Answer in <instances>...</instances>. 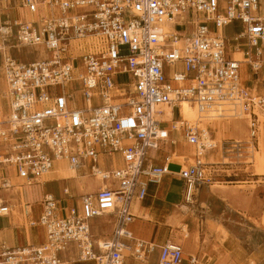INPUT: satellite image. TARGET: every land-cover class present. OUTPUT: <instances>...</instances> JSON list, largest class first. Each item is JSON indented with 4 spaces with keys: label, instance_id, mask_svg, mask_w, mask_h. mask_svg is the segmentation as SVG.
<instances>
[{
    "label": "built area",
    "instance_id": "1",
    "mask_svg": "<svg viewBox=\"0 0 264 264\" xmlns=\"http://www.w3.org/2000/svg\"><path fill=\"white\" fill-rule=\"evenodd\" d=\"M0 3L35 16L0 24L6 86L0 91V191L38 183L59 161L102 182L94 193L80 195L75 206L67 204L76 198L67 187L62 189L66 205L45 195L37 221L43 242L2 246L0 264H72L60 258L72 250L79 261L122 264L127 249L141 263L157 249L156 264H185L177 244H126L132 241L131 208L169 173L166 163L155 165L149 153L172 131L194 150L193 163L177 173L185 204L193 205L199 188L220 177L214 164L203 161L212 143L197 126L182 121V102L206 119L220 107H238L249 114L250 136L257 138L264 99L252 95L241 75L245 68L252 74L264 69L260 0ZM10 49L37 55L41 49L44 55L23 63ZM231 49L240 51L242 61ZM23 212L30 216L31 205L24 204ZM9 215L0 196V217ZM104 215L112 219V233L94 241L90 222ZM189 264L200 263L191 258Z\"/></svg>",
    "mask_w": 264,
    "mask_h": 264
},
{
    "label": "rangeland",
    "instance_id": "2",
    "mask_svg": "<svg viewBox=\"0 0 264 264\" xmlns=\"http://www.w3.org/2000/svg\"><path fill=\"white\" fill-rule=\"evenodd\" d=\"M260 12L263 13V10L261 9ZM238 31V29L233 30L234 33ZM231 52L236 51L231 49ZM237 52L240 53V51ZM36 55V53L31 52L28 60H33ZM245 72L242 71L241 76L244 85L250 89L252 95L264 99V69L257 74H252L249 69L245 68ZM120 80H124V78ZM0 89L2 90L1 80ZM194 110L196 112L194 114L198 116L197 127L206 131L208 139L213 145L214 143L217 144V156L209 157L205 162L214 164L219 170L220 177L211 185L204 186L199 190L193 205L188 206L181 203V207L175 208L181 214L179 218L177 212L171 213L170 219L167 220L169 224H163L161 221L156 225L163 228L167 239L171 237L183 247L187 244L193 229L195 255L206 256L210 260V264H264V125L262 126L264 111L257 112L260 123L257 138L252 139L250 136V116L248 113L241 112L238 107H235V109L229 106L220 107L208 113L207 119L201 118L196 109ZM220 115L229 117H217ZM222 123L224 129L220 133H216ZM234 123L239 125L238 131L233 130ZM228 129H232L233 132L238 134L234 136L226 133L222 134ZM212 132L216 134L212 135ZM171 140L179 143L177 145L182 144L183 152L181 157H177L174 153L169 155L166 160L169 158L172 161L179 162L186 160L187 162L182 165L193 163L192 148L186 145L178 134ZM221 147H225V150L223 149L225 154H221ZM226 151H230L231 156L227 157ZM237 151H240V153L238 154ZM88 175L90 176L89 173ZM71 182L72 180H65L64 182L49 184L48 188L50 191L57 190L58 192L60 187ZM181 188L182 183L180 182L172 184L170 201H179ZM74 191L76 192L74 193L76 198L69 200L67 203L73 206L79 200L76 189L72 190V192ZM28 193L30 198L35 196L34 189ZM207 197L213 198L210 200L211 203L207 204ZM24 199L25 196L19 199V203L16 204L17 208L14 210L11 207L12 218L15 211L19 212L20 218L17 220L13 218V221L10 222L13 223V226L10 228L19 226L20 232H22L20 229L22 225L25 226V231L33 230L28 228L24 218ZM106 219L101 218V221H106ZM0 225L2 226L4 223L1 222ZM99 225H102L101 222H99ZM110 232L111 225L107 223L102 226V231L98 234L93 233V240L100 241L102 238L108 237ZM9 237H11V244H14L13 230ZM0 238H2L1 234ZM6 238L8 237L6 236ZM29 243H32V241ZM201 246L203 248L208 247V250L203 249L202 254H197ZM192 250L191 248L189 252L185 253L187 261L193 255ZM130 254L129 249L123 252L125 259L130 258ZM203 262L199 260L200 264H203Z\"/></svg>",
    "mask_w": 264,
    "mask_h": 264
},
{
    "label": "crops",
    "instance_id": "3",
    "mask_svg": "<svg viewBox=\"0 0 264 264\" xmlns=\"http://www.w3.org/2000/svg\"><path fill=\"white\" fill-rule=\"evenodd\" d=\"M261 9L263 10V13H264V0H260V7L258 11L260 12ZM0 11H1L0 12V24L5 23V22L12 23L16 20H19V21L27 20L28 21V20L35 19V16L33 17V15H30L25 10L19 7H8L5 4L0 3ZM8 52H9V55L13 59L19 62H23V63L32 62L36 60L38 56L41 57L44 55V52L41 49H39L38 55H36V57L30 61L28 60V58L30 57L31 52L33 51H30L29 49H16V50L10 49L8 50ZM233 57H235L236 59H240L239 55L237 54H233ZM1 65H2V57H0V80H1V87H2V90L0 89V91H4L5 82L1 77ZM243 71L244 73H246L244 69ZM177 120L178 118L174 117V121H177ZM238 127L239 125L237 123H234L233 130L238 131L239 130ZM167 129L170 130V127H167ZM223 129H224V126L222 123L219 130H217L216 133H220ZM240 131L242 132V130ZM216 133L212 132L211 134L213 135ZM224 133L231 134L233 136L238 134L237 132H233L232 129H228L224 131L222 134ZM177 134L180 136L179 132H175V131L170 132L167 141H165L160 146L159 150L151 151L149 153V156L153 159V163L155 165L160 166L166 163L169 173L162 178L163 181L161 180L162 181L161 184L148 186L147 195L143 201L135 202L132 205L131 212L134 216V219H133V222L127 226V230L131 233L132 241H127L126 242L127 245L132 246L134 242L141 241L146 244L155 246L156 248L163 245L166 242L181 246L179 243H176L175 240L171 239V237L167 239L165 237L163 228H159L158 225H156V223L159 224L161 221L163 222V224H169L167 220L170 219L171 213L177 212L179 214L178 216L179 218L181 214L175 208L181 207V203L185 204L183 200V195H182L183 183L180 180V178L177 176V173L179 172L180 167H185L189 164L187 163L186 165H182L187 162L186 160H183L181 162L172 161L170 158L166 160V158L169 155L174 154V153L176 154L177 157H181V153L183 152V147H182L183 145L182 144L177 145L179 143H175L173 140H171L175 136H177ZM180 139H182L181 136H180ZM183 142L185 141L183 140ZM246 148H249V147H246ZM223 149L225 150V147H221V154H225ZM192 151H193V154H192V158H193L194 156L193 148H192ZM161 152L163 153L161 154ZM230 153H231L230 151H226V156L227 157L231 156ZM215 156H217V144L214 143V147L205 154L203 161L205 162L209 157L213 158ZM181 159H185V158H181ZM205 163H208V162H205ZM60 169L66 170L68 176L64 178H60V179L57 178V179H53L49 181L48 179L50 178V176L54 175L56 177ZM65 180H72V182L64 184L62 187L59 188L58 192L57 190H54V191L49 190L48 188L49 184L64 182ZM174 182L182 183L181 197L178 202L169 200L171 187ZM99 184L101 186L102 184L101 179L90 177L86 169L82 168L79 172H72V171H69L65 167L64 163L60 161L57 163L56 170L50 172L46 177H44L43 180L39 181L36 184H33L32 186L16 187L14 190L10 191L8 195H6L4 191H0V196L3 199H5V201L7 202L10 208L9 217L7 218L0 217V223L1 222L4 223V225L2 226L0 225V234L2 236V238H0V248L2 246L8 247V248H17V247H22V246H27V245H39L43 242V232H41L42 229L38 225L37 221H38V217L41 211L40 204L45 195H51L56 200L61 201V203L63 204L65 202L64 196L62 194L63 188L67 187L69 189V192L72 195L76 193L75 191L72 192V190L76 189L78 193V197H79L80 195H88V194L94 193L98 189ZM202 187H200L199 190ZM33 189H34L35 196L33 198H30L28 192L32 191ZM199 190L196 194L195 201L198 196ZM23 196H25L24 204H30L32 207L31 215L28 217H25L24 215V218H25V221L27 222L28 228L33 229V230L25 231V226L22 225L20 226L21 227L20 229L22 230V232H20L18 229L19 226H17L16 228L13 227L14 229L10 228L13 226V223L12 224L10 223L11 221H13V218L14 220H17L20 218L18 211H15V212L13 211L15 215H13V218H12L11 207L13 208V210L17 208L16 204L19 203V199H22ZM207 199H208L207 201V204H208V203H211L210 200L213 198L207 197ZM11 202H12V205H11ZM77 204L79 203L77 202ZM188 206H191V205H188ZM101 218H105V219L107 218L110 220L107 221L106 219V221L105 220L101 221ZM256 219L258 220L259 217ZM99 222H101L102 225H99ZM107 223L111 225V232H110V235H111L113 226H112V219L110 216L104 215L102 217L93 219L90 222V230H91L93 239H94L93 233L98 234L100 231H102V226ZM34 226H38L40 229ZM12 230L14 231V241H15L14 244H11L12 243L11 237H9L11 235ZM110 235L106 238H102V240L108 239ZM193 235H194V230L192 229V232L190 233V238L187 241V244H185L184 247L181 246L185 264H189V261L191 258H197L198 260L207 261L210 263V260L206 258V256L200 257L199 255H195L196 250H194L193 248V245H194ZM6 236L9 238V240L8 238H6ZM26 239L28 240V242H26L27 241ZM30 241H32V243H29ZM94 241H97V240H94ZM191 248L193 249L191 252L193 255H191L189 257V260L187 261L185 253L189 252ZM203 249L207 251L208 247L203 248V246H201L197 254H202ZM157 257H158V250L155 249L153 253L149 254L144 259V263L138 262L131 257L130 258L127 257L125 259L123 256L122 264H156ZM60 258L63 263L95 264L92 261L77 260L76 253L73 250L71 252L61 254Z\"/></svg>",
    "mask_w": 264,
    "mask_h": 264
},
{
    "label": "bare ground",
    "instance_id": "4",
    "mask_svg": "<svg viewBox=\"0 0 264 264\" xmlns=\"http://www.w3.org/2000/svg\"><path fill=\"white\" fill-rule=\"evenodd\" d=\"M259 10V9H258ZM260 13V12H259ZM260 14H262V15H264V13H260ZM26 17H27V15H26ZM233 54H237V55H239V58L240 59H237V60H239V61H242V56H241V54L239 53V52H234ZM232 54V55H233ZM234 59H236L235 57H234ZM243 71V70H242ZM5 89H6V86H5ZM5 91V90H4ZM195 108H192V106L189 104V103H187V102H182L181 104H180V117H181V119H182V121L183 122H185V123H187L188 125H195V126H197L196 125V123H198V116H197V114H194V113H196V112H194L195 110H194ZM259 109V108H258ZM261 111H264V110H261ZM166 113L168 114L169 113V110H167L166 111ZM186 115H188L187 117H186ZM190 122H193V123H190ZM176 126H178V124H175ZM201 127V126H200ZM199 128V127H198ZM199 131L201 132V134H202V137H203V139H205V140H209L208 139V134L206 133V132H204L203 130H201V128H199ZM213 145V144H212ZM213 147H214V145H213ZM212 147V148H213ZM60 162V161H59ZM62 162V161H61ZM62 163H64V165H65V167L69 170V171H72V172H79L82 168H80V169H76V168H70L69 167V165L66 163V162H62ZM50 173V172H49ZM57 173V172H56ZM47 176V175H46ZM45 176V177H46ZM68 176V174H67V172H66V170H64V169H60L59 170V172L57 173V176L55 177L54 175H51L50 176V178L48 179L49 181H51V180H53V179H60V178H64V177H67ZM99 178V177H98ZM163 181V180H162ZM161 181V182H162ZM16 182H18V181H16ZM21 182V181H20ZM43 182V181H42ZM161 182H160V184H161ZM14 190V189H13ZM10 191H12V190H8V191H4L5 193H6V195H8L9 193H10ZM8 199V198H7ZM9 202V201H8ZM34 227H38V226H34ZM39 228V227H38ZM40 229V228H39ZM42 229V228H41ZM41 232H43V230H41Z\"/></svg>",
    "mask_w": 264,
    "mask_h": 264
}]
</instances>
